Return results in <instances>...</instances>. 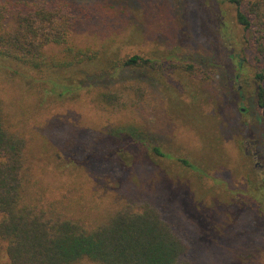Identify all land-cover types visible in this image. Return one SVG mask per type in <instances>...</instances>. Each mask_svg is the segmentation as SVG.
<instances>
[{
    "label": "rangeland",
    "instance_id": "1",
    "mask_svg": "<svg viewBox=\"0 0 264 264\" xmlns=\"http://www.w3.org/2000/svg\"><path fill=\"white\" fill-rule=\"evenodd\" d=\"M66 1L77 16L72 41L96 50L98 65L62 71L60 80L92 82L94 68L138 53L154 67L94 83L138 79L151 101L109 115L84 95L45 91L42 81L55 70L0 60V98L28 137L34 190L88 222L121 201L145 199L185 233L192 264H264V168L255 167L264 161V119L254 103V54L234 7L226 0ZM131 128L164 155L148 151L143 164L109 158L107 150L136 133ZM245 141L255 142L258 157L245 154Z\"/></svg>",
    "mask_w": 264,
    "mask_h": 264
},
{
    "label": "trees",
    "instance_id": "2",
    "mask_svg": "<svg viewBox=\"0 0 264 264\" xmlns=\"http://www.w3.org/2000/svg\"><path fill=\"white\" fill-rule=\"evenodd\" d=\"M226 1L248 34L255 61L254 103L264 119V0ZM76 17L66 0H0V60L15 61L42 74L55 70L42 81L49 84L45 91L57 98L84 95L92 108L109 115L148 104L151 93L144 81L106 87L94 83L99 76L123 69L154 67L153 59L138 53L94 68L92 82L70 75L60 80L62 71L98 65L96 50L72 41ZM5 111L0 98V264H192L185 233L145 199L121 201L88 222L66 215L68 208L61 200L38 194L27 159L28 137ZM132 131L136 133L131 139H119L121 145L107 150L109 158L126 155L133 164H143L148 151L164 155L140 137L139 130Z\"/></svg>",
    "mask_w": 264,
    "mask_h": 264
},
{
    "label": "flooded vegetation",
    "instance_id": "3",
    "mask_svg": "<svg viewBox=\"0 0 264 264\" xmlns=\"http://www.w3.org/2000/svg\"><path fill=\"white\" fill-rule=\"evenodd\" d=\"M244 152L245 154H251L254 158L259 156L260 150H253V147L255 145V142L253 141H245L244 142ZM261 150L264 152V146H262ZM255 167L257 169H263L264 168V161L263 162H255Z\"/></svg>",
    "mask_w": 264,
    "mask_h": 264
}]
</instances>
